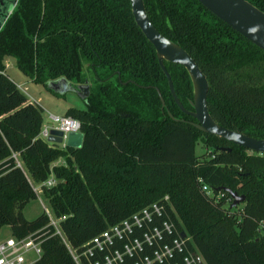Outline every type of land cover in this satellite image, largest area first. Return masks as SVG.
Returning a JSON list of instances; mask_svg holds the SVG:
<instances>
[{
	"label": "trees",
	"instance_id": "16d2710c",
	"mask_svg": "<svg viewBox=\"0 0 264 264\" xmlns=\"http://www.w3.org/2000/svg\"><path fill=\"white\" fill-rule=\"evenodd\" d=\"M142 1L155 29L204 74L211 118L264 139V51L197 0ZM246 1L264 13V0ZM5 57L51 93L47 83L58 78L87 84L84 107L63 113L79 122V147L37 137L42 109L5 74ZM162 62L178 101L192 110L186 70ZM190 121L173 102L128 0H17L0 28V228L21 237L47 223L43 213L31 220L22 214L36 198L24 172L33 182L51 174L56 182L41 194L56 217L64 216L59 225L73 248L166 194L171 219L205 264H264V154ZM197 141L206 153L195 154ZM14 151L24 172L10 158ZM58 158L63 164H52ZM218 187L243 195L241 206L229 208V195ZM46 229L34 264H75Z\"/></svg>",
	"mask_w": 264,
	"mask_h": 264
},
{
	"label": "built area",
	"instance_id": "2783aa9c",
	"mask_svg": "<svg viewBox=\"0 0 264 264\" xmlns=\"http://www.w3.org/2000/svg\"><path fill=\"white\" fill-rule=\"evenodd\" d=\"M47 120L41 124L37 137L49 145L64 148L66 135L79 132V122L71 116L47 113ZM50 129L61 131L60 143L47 140ZM10 158L24 172L18 152H11ZM25 176L35 194L40 193L42 187H50L56 182L51 174L41 182L30 181ZM201 188L211 195L205 185ZM169 207L168 196L163 195L107 226L79 248H73L59 225L64 216L56 217L52 210L43 206V214L47 218L44 226L21 237L11 234L0 237V264H34L41 255V242L47 227L52 228L50 235L59 237L75 264H198L197 258L205 264L201 256L189 247V236L184 232L181 235L182 231L175 226L168 213Z\"/></svg>",
	"mask_w": 264,
	"mask_h": 264
},
{
	"label": "water",
	"instance_id": "95a60500",
	"mask_svg": "<svg viewBox=\"0 0 264 264\" xmlns=\"http://www.w3.org/2000/svg\"><path fill=\"white\" fill-rule=\"evenodd\" d=\"M16 1L17 0H0V28L13 9ZM128 1L130 12L135 24L154 48L157 63L166 78L168 90L173 102L182 113L189 115L195 120L194 122L190 121L189 123L203 133L218 136L232 144L243 147L247 151L264 154V139L252 138L237 131L225 128L217 124L211 118L206 107L205 98L208 85L204 74L183 48L165 38L155 29L148 19L142 0ZM197 1L231 29L264 51V13L262 11L246 0ZM162 61L180 64L186 70L192 86V110L185 109L178 101L170 75L165 69ZM60 81L64 83L63 86L59 85ZM47 86L51 91L57 90V86L58 88L60 86L59 92H61V94L66 91H72L78 94L81 98L88 93L86 83L72 85L63 78L48 82ZM158 96L162 104L163 102L159 93ZM61 135V131L50 129L47 140L54 143H60ZM81 139L82 134L80 131L70 132L66 135L65 146L79 147ZM217 190H223L229 195L231 199L229 208L237 206L244 200L243 195L237 194L229 188L218 187ZM181 235H183V232ZM197 260L198 264H202L199 258H197Z\"/></svg>",
	"mask_w": 264,
	"mask_h": 264
},
{
	"label": "rangeland",
	"instance_id": "374dc122",
	"mask_svg": "<svg viewBox=\"0 0 264 264\" xmlns=\"http://www.w3.org/2000/svg\"><path fill=\"white\" fill-rule=\"evenodd\" d=\"M6 62H7L6 73L8 74V78L10 80L12 79L11 81L13 83L18 84L21 87V89L25 88V91L23 92L26 94V97H28L29 99L32 98L33 100L38 99L39 104L42 109L41 111L42 124H45L48 121L47 112L60 115V114H63L64 113L63 110L65 111V109L68 107H75V108L84 107L83 101L78 94L72 91H66L63 96L53 95L42 84L34 83L27 77L23 76L16 69L14 65V61L8 59V61ZM39 104L37 103L38 106ZM194 152L196 155H200L203 152L206 153L207 149H205V146L200 141H197L195 148H194ZM57 160H60V162L56 163L55 161ZM57 160L53 162L55 163L54 165L63 164V160L61 158H58ZM43 206L51 210L47 200H45L42 197V194L40 192L36 194L35 199L29 200L24 205V207L22 208V214L24 218H26L27 220H31L34 217H36L38 214L44 212ZM238 206H241V203H239ZM9 234H10V231H9L8 226H2L0 228V237L7 236Z\"/></svg>",
	"mask_w": 264,
	"mask_h": 264
},
{
	"label": "crops",
	"instance_id": "0c3cea01",
	"mask_svg": "<svg viewBox=\"0 0 264 264\" xmlns=\"http://www.w3.org/2000/svg\"><path fill=\"white\" fill-rule=\"evenodd\" d=\"M8 59L9 60H12L13 61V59L11 58V57H5L4 58V60H3V63H5V64H7V62L6 61H8ZM6 67H7V65H5V68H4V72H5V74H7L6 73ZM7 76H8V74H7ZM12 80V79H11ZM16 86H17V88L26 96V94L23 92V91H25V88H23V89H21V87L18 85V84H16V83H14ZM59 85L60 86H63L64 85V83L62 82V81H60V83H59ZM60 86H59V88H58V86H57V90H54V91H52L53 93V95H55V94H59V95H61V96H63L65 93H62L61 94V92H59L60 91ZM50 92V91H49ZM51 93V92H50ZM27 99L28 100H31V101H34L36 104L38 103L39 104V101H38V99H36V100H33L32 98L31 99H29L28 97H27ZM39 106H40V104H39ZM41 107V106H40ZM63 112H64V110H63ZM47 113H50V112H47ZM42 124V123H41ZM56 163H58V162H60V160H57V161H55ZM53 164H55V163H53Z\"/></svg>",
	"mask_w": 264,
	"mask_h": 264
}]
</instances>
